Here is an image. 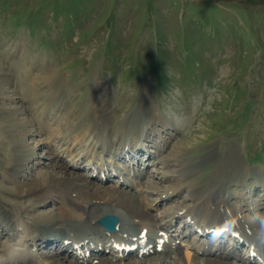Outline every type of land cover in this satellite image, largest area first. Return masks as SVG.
<instances>
[{"label":"rangeland","instance_id":"374dc122","mask_svg":"<svg viewBox=\"0 0 264 264\" xmlns=\"http://www.w3.org/2000/svg\"><path fill=\"white\" fill-rule=\"evenodd\" d=\"M0 64L14 93H10L12 100H6V106L24 108L25 115L19 114V118L46 121L51 130L71 118L67 126L71 125L76 138L75 128L95 124L89 110L98 98L106 99L113 111L109 120L111 132L118 128L127 131L131 126L144 128L145 113L156 117L153 123L162 122L168 127L153 125L148 136L152 142H136L127 153L121 151L132 156L136 148L147 153L144 158L148 160L150 155L156 157L157 147H161L164 161L174 166L166 168L163 162L153 165L142 158L148 163L142 164L140 159L135 172H149L147 179L137 176L136 185L122 189L133 194L140 192L153 177L165 189L176 188L181 182L179 177L167 181L160 173L178 168L181 160L175 159L177 154L188 152L190 161L197 163L213 148L216 156L201 167L203 189L206 179L217 176L213 170L219 163L230 165L219 160L220 154L229 152V157L223 158L232 156L235 159L231 161L236 162L229 175H241L249 185L239 189L229 181L234 191L229 203L235 209L239 207L235 212L243 223L264 219V0H0ZM57 102L63 103L64 110L54 116L49 111ZM68 111L71 116H66ZM46 114L50 115L46 118ZM41 126L35 125L28 142L35 146L40 138L44 140L38 153L45 156L43 163H49L56 150L48 145L49 135L39 136L45 129ZM157 127L159 131L154 132ZM5 131L8 130L0 117V141L6 144L10 158L14 154L13 143ZM124 137L128 139L127 134ZM73 140L63 148H77L78 142ZM4 157L0 149V160ZM100 157L105 163L100 159L99 166L104 163L115 169L112 159L120 165L111 151ZM89 160H83L76 171L101 186L117 187L113 182L118 183L119 178L110 181L107 177L106 184L94 179L96 169L89 173ZM136 161L137 158L129 157V164ZM60 164L74 169L75 163L66 153ZM3 167L0 163V186L11 188L12 183L1 174ZM40 168L44 166H33L22 174L26 178L33 174L37 177ZM95 168L98 169L96 165ZM99 170L103 171L100 167ZM5 193L0 195L8 197ZM164 193L162 188L148 196L147 202H154L155 206L150 213L166 208L161 202ZM181 193L167 205H191L194 193ZM38 209L44 208L38 205ZM184 220H175L171 231L184 225V229L192 228L189 219L186 224ZM214 229V233L205 232L211 239L207 241L221 242L223 237V245H227L223 251L228 253V246L234 243L236 253H246V247L240 251L236 240H226L232 232L222 235L219 228ZM261 233L264 234V225ZM190 235H186L187 240L195 242V234L191 240ZM55 243L50 241V247H56ZM86 257L95 258L93 254ZM235 262L240 264L239 259Z\"/></svg>","mask_w":264,"mask_h":264},{"label":"bare ground","instance_id":"6f19581e","mask_svg":"<svg viewBox=\"0 0 264 264\" xmlns=\"http://www.w3.org/2000/svg\"><path fill=\"white\" fill-rule=\"evenodd\" d=\"M0 71V117L8 130L5 131L6 135L12 140L14 153L13 157L9 155L11 159L8 158L6 144L0 141V149L3 156H5L4 159L0 160V163L4 165V172L1 174L6 179L5 181L12 183L11 188L4 189V186H0V194L5 192L9 194L8 197L0 195V229L2 230L0 234V264H239L235 262L237 259L233 258L237 252L236 247L230 249L227 254L221 251L224 247L223 237L219 239L221 242H217L220 248V250H216L217 254H214L213 247L203 251L211 242L200 238L195 245L197 247V250H195V247L187 241L186 236L188 233L195 232L193 228L198 229L201 233L203 231L210 234L215 232L216 229L214 228H219L222 235L230 231L232 234L239 235V239L235 238L238 243L241 240L247 241L248 246L251 245L257 251L264 253V234L261 233L264 219L258 217L255 222L253 221V224L251 222L243 223L237 215L238 212H235L237 209L239 210V207L235 209L236 207L229 203L230 198L234 195L232 185H236L239 189L243 185H248L243 176L229 175V171H232L230 167H236L235 160L231 161L235 158L232 156L229 159L223 158L229 157V152L220 154L219 160L228 161L230 165L223 166L219 163L217 168L213 170L218 174L212 172L217 176L211 175L208 180L206 179L205 189L200 184V179L203 176L201 167L216 156L213 148L209 149L197 163L190 161L187 157L189 156L188 152L187 155L185 151L177 154L175 159L181 160L177 164L178 168L173 172L165 170L160 173L163 176L162 179L167 181L179 177L181 182L176 188L165 189L160 181L155 180V177L152 180L149 179L151 180L149 185L145 183L148 186L145 187V190L142 189L134 194L122 189L123 186L120 187L121 189L101 186L94 183L90 178L79 174L75 168L60 164L61 159L67 153V155L72 156L75 163L74 167L79 168L80 163L86 158L90 159L88 163L90 166V164L95 163V161L92 162V159L95 160L96 158L100 161V156L111 151L114 153V157L119 159L118 161H127L128 157H135L137 163H139L141 162L140 159L142 160L147 153L142 150L137 151L135 148L133 155L129 156L126 153L137 145L133 144L143 141L145 143L152 142L148 136L153 131V125H159L160 128L168 127L162 126V122L153 123L156 117L149 115V113H145L144 116L139 113L140 116L145 117L142 122V125L146 122L145 126L143 125L144 128L135 129L131 126L127 131H125V128H118L113 133L110 130L111 124L109 125L113 111L106 99L98 98L97 104L89 110V113L93 112L95 124L75 128L77 134L75 135L76 138H73V128H71V125L67 126L71 118L68 121L62 120L61 124L58 123V126L51 130L52 127L46 121L40 120L38 122L34 119L19 118V114L25 112L24 108L20 106L7 107L6 100H12L10 93H13V90L9 87L8 76L1 64ZM62 104V102H57L49 112L54 116H58V112L61 113L63 109ZM66 113V116L70 115L69 111ZM48 115L44 116L47 118ZM147 115L148 117H146ZM140 116L138 117L140 118ZM35 125H42L45 128L39 136L49 135L48 140L50 143L48 145L56 150V153L50 155L49 163H43L45 156L38 153L39 148L45 143L44 140L40 138L41 140L39 139L35 146L29 145L31 142H28V136L34 132ZM158 127L157 130L154 129V132L159 131ZM125 134L128 135V139L124 137ZM114 138H117V140H114ZM73 139L78 142H76L78 144L77 148L74 150H70V147L63 148L64 145H68V141L74 142ZM116 141L119 142L117 147ZM114 149L115 151H113ZM156 152V157L154 154V156L150 155L148 160L147 157L144 159L150 162L149 164L153 163V165H160L163 162L162 164H165L166 168L174 166L170 161H164L161 147H157ZM142 153H144L143 156H140ZM134 154H137V156H134ZM101 160H104L105 163V159ZM146 161L142 160V164L148 163ZM104 163L100 166L99 164L96 165L103 171L110 169V165L105 166L107 164ZM37 165L44 166V168H40V172L37 171L39 173L37 177L33 174V177L26 178L22 174L23 170ZM92 167L95 170V165H92ZM147 175H149V172L145 175L139 174V177L144 180L147 179L145 178ZM222 178L224 179L222 180ZM229 181L234 184L229 185ZM142 182H138L139 186ZM136 183H133V185H136ZM162 188L165 193L161 196V202L165 204L166 208L157 214H152L150 211L155 206L153 205L154 202H147L148 196ZM182 191H190V193L192 191L194 193L191 198L192 204L187 205L184 202L168 206L167 204L174 202ZM43 201H45V204L41 203ZM38 205L44 209L39 210ZM17 207H20V210ZM36 207L37 209H35ZM32 208L34 209L32 210ZM107 215L115 216L118 219L120 232L115 233L113 239L107 237V242H103L100 241L101 237L97 239L96 235L101 234L102 236L105 234L100 219ZM179 218L186 219L184 220L185 224L189 219V223L193 225L192 228L186 227L184 229V225L183 228L174 231L175 233L172 232V225ZM145 231L148 232L150 238L149 244L154 243V245H157L160 239L169 236V244L166 249L161 253L154 250L155 253L140 258L137 256L133 258L132 255L124 257V255H118V253L111 256L103 253L95 255V258H87L83 253L80 256L71 253V245L83 241L88 242V249L101 248L106 250L109 248L108 245L113 247L120 242L118 235L124 232L128 233V236L135 237L134 243H136L141 241L140 235ZM240 234H242V237ZM125 236H122L121 239H125ZM50 241H56V243L65 241L70 242V245L64 249L55 243L57 246L51 247L48 253L39 252L41 250L34 252L35 247L49 245ZM179 241L188 244L183 246ZM247 250H249V247ZM161 254L166 255L165 257L162 255V257ZM239 257H241V253ZM240 264L256 263L245 260Z\"/></svg>","mask_w":264,"mask_h":264},{"label":"water","instance_id":"95a60500","mask_svg":"<svg viewBox=\"0 0 264 264\" xmlns=\"http://www.w3.org/2000/svg\"><path fill=\"white\" fill-rule=\"evenodd\" d=\"M100 223L109 230H117L118 229V222L115 217L106 216L100 220Z\"/></svg>","mask_w":264,"mask_h":264},{"label":"clouds","instance_id":"9594fccd","mask_svg":"<svg viewBox=\"0 0 264 264\" xmlns=\"http://www.w3.org/2000/svg\"><path fill=\"white\" fill-rule=\"evenodd\" d=\"M215 236H216V234H214V239H215Z\"/></svg>","mask_w":264,"mask_h":264}]
</instances>
